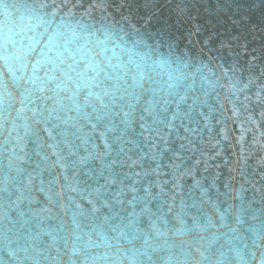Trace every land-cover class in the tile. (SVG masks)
Segmentation results:
<instances>
[{
  "label": "water",
  "instance_id": "obj_1",
  "mask_svg": "<svg viewBox=\"0 0 264 264\" xmlns=\"http://www.w3.org/2000/svg\"><path fill=\"white\" fill-rule=\"evenodd\" d=\"M0 264H264V0H0Z\"/></svg>",
  "mask_w": 264,
  "mask_h": 264
}]
</instances>
